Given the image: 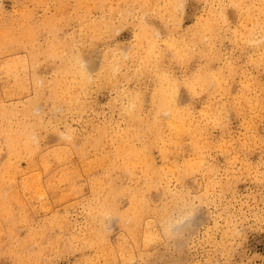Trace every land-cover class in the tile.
Returning <instances> with one entry per match:
<instances>
[{
    "label": "rangeland",
    "instance_id": "rangeland-1",
    "mask_svg": "<svg viewBox=\"0 0 264 264\" xmlns=\"http://www.w3.org/2000/svg\"><path fill=\"white\" fill-rule=\"evenodd\" d=\"M13 29L20 44H5ZM0 45V100L18 111L35 101L41 116L38 162L13 159L23 203L13 242L0 217V244L26 243L19 255L3 249L0 264H264V0H0ZM77 54L95 55L101 69L83 78L70 67ZM201 75L204 86L192 83ZM162 81L177 84L196 136L179 139L165 111L154 115ZM52 84L82 107L51 105ZM130 104L139 108L136 119ZM153 121L165 124L161 137L133 136L131 125ZM94 137L104 141L86 162L80 152L49 167L42 161L71 140L79 147ZM124 143L126 151L144 150L156 170L122 167ZM102 156L110 159L97 165ZM5 158L6 150L0 166ZM196 161L201 167L191 166ZM106 179L124 188L115 191L121 210H130L135 191L145 194L150 210L134 235L119 218L99 214ZM33 182L37 191L22 187ZM184 221L180 232L169 226Z\"/></svg>",
    "mask_w": 264,
    "mask_h": 264
},
{
    "label": "bare ground",
    "instance_id": "bare-ground-1",
    "mask_svg": "<svg viewBox=\"0 0 264 264\" xmlns=\"http://www.w3.org/2000/svg\"><path fill=\"white\" fill-rule=\"evenodd\" d=\"M177 5H179V2H176ZM176 8V7H175ZM215 18V17H213ZM213 19H210L207 24L210 23ZM141 24V23H139ZM212 28H216L217 25L211 24ZM142 30H144V27H141ZM141 30V34L139 36V40L141 43L144 42L146 35L144 31ZM10 32V30L8 29ZM19 33L12 30V35L10 38L7 37L5 40V44L9 43H19ZM198 40L203 41L202 36L197 37ZM10 47V45H9ZM149 47H152V44H149ZM2 46L0 45V49ZM177 54V53H175ZM23 62V60H21ZM74 62L71 64V69L75 72H78L83 78L86 77V75L91 72L94 69H101L100 66L97 64V57L95 55H75ZM14 70L10 73L14 75ZM20 72V71H19ZM106 73H108L106 69ZM20 77L22 76L20 72ZM208 78L204 77V75L198 77L194 76L192 79V83H198L197 86H204L203 84L207 83ZM209 81V80H208ZM54 84L49 88H47L48 93L50 94L49 102L51 105L56 106L58 105L62 110L69 109L71 107H79L81 108L82 104L80 105L76 99H66L63 97H60L57 95L58 89L56 88ZM177 84L173 82V84H166L165 81H162L156 90L155 94V105L153 112L154 115L158 114L161 111H165L169 116V124L170 131L175 135L177 138L181 139L184 134H187L189 132L190 135L196 136L197 133H199V129L197 126L190 129V123L186 124L185 117H184V110L182 107L179 106L180 101L179 98H177V90H176ZM128 102V101H126ZM37 104L35 101H32L31 103H27L24 105V107L18 111L13 106L6 105L3 101L0 100V154L6 150L7 158L3 159L1 166H0V217L1 219L7 221L9 224L6 227V234L8 240L13 237V224L17 221V215L19 214L20 210L23 209V203L20 199L19 193L15 187L16 182L13 181V174L19 170L18 165L15 164L14 158L18 159L22 157L23 155L26 156V158H29V163L31 165H35L38 161L34 162V156L36 155V152L40 148V142H39V133L38 128L35 123L36 121H41V116H36L34 113H36ZM137 105H129V111L131 115H135L134 118L136 119L139 113V108H136ZM35 118V119H34ZM165 124L163 121H153V122H146L145 127L138 126L137 124L131 125V128L135 131L132 132L133 136H141L145 137L147 135H151L154 132L155 138H159L162 135L163 126ZM65 132L66 136L68 138L72 137L70 134V130ZM116 132V130L114 131ZM116 137L120 138V135H117ZM178 139V140H179ZM104 141L103 137H94L92 139L88 138L86 142L76 147L73 144L70 146V148L67 149H61L55 152L51 151L53 160L50 159L48 154H45L42 157V161L45 164L46 167H49V165H52V163L56 162L57 160H63L70 158L73 152L79 153L80 157L83 162H86L87 158L85 155H88V151L90 148H95L96 146H99ZM124 145L119 146V153L121 157H123V163L122 167H124L126 170L129 169L130 166L136 167L137 164L143 163V168L148 171V173L154 172L156 169L153 167L152 162L150 159L146 160L144 159V156H146L144 150L139 149H129V151H126V147ZM193 147H196L197 144L194 143L192 145ZM165 149H168L167 146H164ZM199 148H197L198 150ZM144 154V155H143ZM30 156V157H29ZM110 159L107 156H102L100 159L97 160V165L101 164V162H104L105 160ZM143 160V162H142ZM88 163V162H87ZM90 164V162L88 163ZM112 165H116V161H111ZM145 165L149 166L147 168ZM202 162L196 161L192 163L193 168H199L201 167ZM70 171L69 169L63 170L60 174L64 179H68L69 177H66V174H68ZM151 176V175H150ZM6 177V178H5ZM153 179L150 181L148 180L149 186L152 184ZM101 189L105 193L106 200L102 205L99 207V214L103 217L109 218L110 216H114L119 218L120 222L124 225L123 227L127 228L131 231V233L134 235L135 230H137V225L141 220V217L144 216V214L149 211V205L146 204V199H144L145 194L142 192H134L131 196L133 203L130 207V210H121L116 206L117 200H116V194L121 191V186L118 184L116 180L112 179H106L102 182ZM25 190H28L29 192L34 189L37 191L40 187L36 185V183H24L22 186ZM117 187H120L117 189ZM32 188V189H31ZM124 189V188H122ZM119 190V191H117ZM114 193H111L113 192ZM115 191L117 193H115ZM127 191H134L133 188H127ZM40 192V191H39ZM34 194V193H33ZM116 203V204H115ZM20 204L21 208L19 210H16L15 206ZM15 210V211H14ZM21 216L25 221L23 210L21 211ZM189 223L182 222L181 224H178L177 226L175 224L169 223V226L171 229H174L175 231H181L182 229H185ZM168 226V227H169ZM105 229V228H102ZM105 230H101L98 232L97 239L100 241H103L102 243H106L104 236ZM34 237V235L32 236ZM94 240V239H93ZM13 242V240H10ZM92 242V240H89ZM95 241V240H94ZM26 241L19 242V246L17 249L11 248L12 245H2L0 244V255L3 254L1 251L4 249L6 251L10 250L15 255H19V249L25 245ZM123 243L117 244L118 249H125V246H122ZM103 248H106V245L103 246ZM113 252V251H111Z\"/></svg>",
    "mask_w": 264,
    "mask_h": 264
}]
</instances>
